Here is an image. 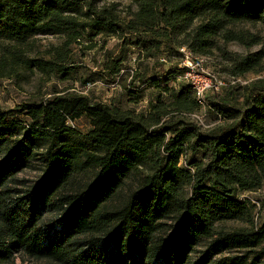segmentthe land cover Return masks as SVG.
Instances as JSON below:
<instances>
[{
  "label": "trees",
  "instance_id": "trees-1",
  "mask_svg": "<svg viewBox=\"0 0 264 264\" xmlns=\"http://www.w3.org/2000/svg\"><path fill=\"white\" fill-rule=\"evenodd\" d=\"M100 1L0 0V71L22 61L45 71L20 51L38 35L67 34L69 45L82 31L109 34L152 59L180 57L182 47L207 57L221 51L219 42L249 46L253 37L236 28L264 27V0H130L126 20L118 5L98 8ZM222 53L232 76L264 70L262 53ZM123 62L109 64L108 74L119 76ZM182 72L142 81L158 90L148 117L74 93L0 108V264L15 254L57 264H264V222L257 225L256 205L242 198L264 182V80L207 97L206 108L225 124L204 132L174 121L201 108L189 84L170 87ZM142 88L125 89L135 104ZM83 117L90 129L79 135L69 122ZM33 164L37 181L23 192L10 188ZM131 177L135 187L110 208ZM232 222L243 227H220Z\"/></svg>",
  "mask_w": 264,
  "mask_h": 264
},
{
  "label": "rangeland",
  "instance_id": "rangeland-1",
  "mask_svg": "<svg viewBox=\"0 0 264 264\" xmlns=\"http://www.w3.org/2000/svg\"><path fill=\"white\" fill-rule=\"evenodd\" d=\"M111 4L118 5V13L123 20H126L129 13L134 11V6L130 0H102L97 4L98 8H103ZM78 21L85 22L86 18L82 14L75 16ZM236 29H243L252 36L249 46L242 45L236 42L222 43L219 42V49H212V54L204 58V66L210 73L217 76L219 80L228 85L227 88L218 94L208 95V98L225 97L228 91L234 87H243L245 84L256 82L257 80H264V70L260 73H247L242 76H232L230 73V63L224 59L223 51L234 53L240 57H247L255 55L256 53L263 54L260 69H264V27L260 24H246L242 23ZM132 38V37H131ZM68 41L67 34L62 35H38L27 42V45L21 48L23 59L42 60L46 65L45 71H40L36 68H28V65L19 63L15 66H7L0 71V108L2 110H10L23 103H39L49 100L51 96H61L65 93H74L87 97L91 102L101 103L107 106L118 107L122 111L130 112L133 117L138 118L140 115L148 117L151 111L150 104H155V96L158 90L151 88L148 84H143L142 81L148 78H153L156 74L162 72L168 73L170 69H177L176 60L178 55L171 56L170 64H162L159 59L166 57V54L155 55L152 59L144 58L139 53V50L134 49L126 44L125 38L118 39L109 34L103 36H94L89 32L82 31L77 34L76 40L71 44L66 45ZM4 42V41H3ZM0 41V46L5 45ZM62 61L60 60V58ZM119 60H124L120 66L121 73L117 77H112L108 74V65L115 64ZM52 63H57L62 68L68 70L63 74L57 73L54 70ZM68 73V74H66ZM182 75L177 76L176 80H172L169 84L171 88L178 90L183 84L181 80ZM115 79L116 84L113 83ZM231 82H235L231 85ZM90 84L92 88L86 92L85 85ZM133 84V85H131ZM134 88L141 87L139 95L135 99V104L128 96L127 87ZM165 86V85H163ZM132 98V97H131ZM164 102H168L167 97H163ZM139 101V102H138ZM203 120L202 131L210 132L216 126H222L225 121L209 110L200 108L198 112ZM189 113L183 115H175L174 121L186 120V122L193 123L188 117ZM172 114L169 115L171 117ZM24 121L23 117H20ZM168 122L167 118H163L160 125ZM158 125V126H160ZM90 129L89 122L86 118H81L74 123V132L79 135H85ZM154 129V128H153ZM39 165L33 164L32 168L24 170L21 174L16 176L17 182L10 184V188L23 192L26 188L33 185L41 174ZM37 167V168H35ZM137 184V178L131 177L127 180V185L124 191L112 201L111 207L120 206L126 199L127 195ZM261 190L243 195V199L249 198L256 205V222L260 226L264 222V182ZM56 215L49 214L44 217L46 222H53ZM220 227L227 231L234 228H241L243 225L238 222L221 224ZM199 249L192 255V259L199 256ZM223 255L221 257H225ZM4 264H57L48 260H36L27 256L26 254H15L9 262Z\"/></svg>",
  "mask_w": 264,
  "mask_h": 264
},
{
  "label": "built area",
  "instance_id": "built-area-1",
  "mask_svg": "<svg viewBox=\"0 0 264 264\" xmlns=\"http://www.w3.org/2000/svg\"><path fill=\"white\" fill-rule=\"evenodd\" d=\"M180 54L179 59L176 60L177 69L183 71L181 80H184L186 84H189L194 91V98L197 104L201 108L207 106V96L218 94L222 90L228 87V85L217 78L213 73H210L204 66V58L192 54L186 47H182L178 50ZM170 57H162L159 62L162 64H170ZM172 61V60H171ZM234 85L235 82H231ZM92 88V85H85V91L88 92ZM187 117L196 125L197 128L204 127L201 115L198 113L188 114ZM71 126L74 123L69 122ZM202 129V128H201Z\"/></svg>",
  "mask_w": 264,
  "mask_h": 264
}]
</instances>
